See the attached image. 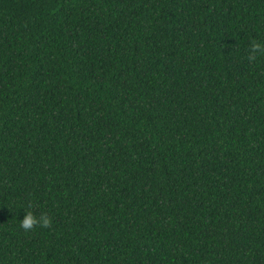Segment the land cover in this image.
I'll return each instance as SVG.
<instances>
[{
	"label": "trees",
	"instance_id": "obj_1",
	"mask_svg": "<svg viewBox=\"0 0 264 264\" xmlns=\"http://www.w3.org/2000/svg\"><path fill=\"white\" fill-rule=\"evenodd\" d=\"M252 41L264 0H0V264H264Z\"/></svg>",
	"mask_w": 264,
	"mask_h": 264
},
{
	"label": "clouds",
	"instance_id": "obj_2",
	"mask_svg": "<svg viewBox=\"0 0 264 264\" xmlns=\"http://www.w3.org/2000/svg\"><path fill=\"white\" fill-rule=\"evenodd\" d=\"M261 53H264V43L252 41L249 48L248 59L254 61L257 55ZM37 223L42 227H47L50 224L47 214H41V216L37 218L31 211H28L24 213L23 218L20 220V226L25 230L32 229Z\"/></svg>",
	"mask_w": 264,
	"mask_h": 264
}]
</instances>
